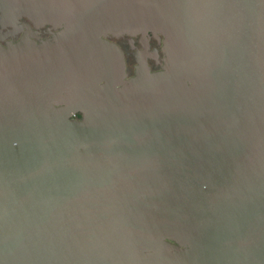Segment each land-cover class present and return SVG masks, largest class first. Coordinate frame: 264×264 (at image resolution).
Instances as JSON below:
<instances>
[{
  "label": "water",
  "instance_id": "water-1",
  "mask_svg": "<svg viewBox=\"0 0 264 264\" xmlns=\"http://www.w3.org/2000/svg\"><path fill=\"white\" fill-rule=\"evenodd\" d=\"M20 10L59 32L0 46V264H264V0Z\"/></svg>",
  "mask_w": 264,
  "mask_h": 264
},
{
  "label": "flooded vegetation",
  "instance_id": "flooded-vegetation-1",
  "mask_svg": "<svg viewBox=\"0 0 264 264\" xmlns=\"http://www.w3.org/2000/svg\"><path fill=\"white\" fill-rule=\"evenodd\" d=\"M23 2L24 0H0V46L5 47L7 43H18L24 36H27L30 41L39 44L59 32V29H55L49 24L39 22L35 24L28 19L20 10V5ZM107 39L122 50L127 78L132 77L137 65L136 54L143 50L140 36L123 35ZM160 46L154 37L151 35L148 37L147 64L151 72L161 69V58L163 55ZM73 118L80 120L81 114L76 113Z\"/></svg>",
  "mask_w": 264,
  "mask_h": 264
}]
</instances>
